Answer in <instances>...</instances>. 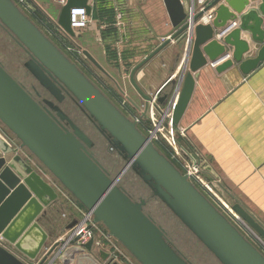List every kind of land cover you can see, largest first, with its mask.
I'll use <instances>...</instances> for the list:
<instances>
[{
    "label": "water",
    "instance_id": "obj_1",
    "mask_svg": "<svg viewBox=\"0 0 264 264\" xmlns=\"http://www.w3.org/2000/svg\"><path fill=\"white\" fill-rule=\"evenodd\" d=\"M250 1L213 0L197 10L194 2L187 13L180 0H164L173 30L169 36L132 70L130 81L143 97L133 79L134 72L171 40H185L191 53L190 71L183 79L174 104L172 121L177 124L194 89L193 73L233 47L231 58L215 67L222 71L232 62L247 74L264 60L262 19L251 10L240 17L237 28L221 41L215 31L227 21L237 19ZM218 4L211 23L196 24L208 10ZM85 7L88 0H66L57 15L56 24L69 37L70 9ZM260 12L264 14V0ZM0 27L24 52L22 67L43 90L33 86L37 100L28 88L14 78L0 62V122L20 141L60 184L102 223L140 264H191L166 237L165 229L144 211L146 200L134 199L117 178L131 169L220 264H264V255L190 182L186 175L164 155L80 69L30 19L13 0H0ZM216 29V30H215ZM242 30L262 44L256 57L243 59L248 43L240 39ZM194 34V37H193ZM94 66L102 67L83 50ZM175 89L157 99L162 103L176 96ZM68 97L86 114L109 146L125 161L117 178L89 151L94 142L60 108ZM56 102V103H55ZM55 114H53L50 109ZM66 120L70 129L58 119ZM10 147L0 138V235L30 259H34L49 234L40 221L57 199L54 189L19 155L9 157ZM209 170V167H205ZM29 209H32L29 211ZM232 209L264 240V226L238 202ZM74 225L72 222L67 229ZM78 236L55 242L37 264H102L109 254L92 252L94 238L77 245ZM0 264H26L0 246Z\"/></svg>",
    "mask_w": 264,
    "mask_h": 264
},
{
    "label": "crops",
    "instance_id": "obj_2",
    "mask_svg": "<svg viewBox=\"0 0 264 264\" xmlns=\"http://www.w3.org/2000/svg\"><path fill=\"white\" fill-rule=\"evenodd\" d=\"M180 1L187 13L195 2ZM260 4L261 0L250 1L237 19L240 21L243 14L254 10L262 19L261 29L264 30ZM88 5L90 23L79 31V48L82 53L88 51L102 67L100 70L95 66L102 77L112 81L117 95H126L132 108L144 107L145 101L132 85L130 75L173 30L164 0H88ZM217 8L218 4L194 26L211 23ZM57 13L58 10L56 16ZM240 39L249 46L243 59L256 57L262 44L252 40L248 30L241 31ZM225 47L232 53V46ZM186 48L185 40H171L133 75L136 84L149 97L162 98L178 86L173 101L172 94L159 103L169 109L171 115L183 79L190 71L191 53L188 54ZM86 60L91 63L87 57ZM193 77L194 89L187 107L178 123H173L177 141L186 146L180 148L202 158L205 167H209L206 175L218 179L229 197L264 226V60L247 74L233 61L222 71L206 64L195 71ZM50 208L40 221L49 237L34 259L1 235L0 246L26 264H37L55 242L67 236L65 231L72 223L62 216L63 213L71 215L67 211L71 206L59 202ZM58 208L63 211L57 216Z\"/></svg>",
    "mask_w": 264,
    "mask_h": 264
},
{
    "label": "rangeland",
    "instance_id": "obj_3",
    "mask_svg": "<svg viewBox=\"0 0 264 264\" xmlns=\"http://www.w3.org/2000/svg\"><path fill=\"white\" fill-rule=\"evenodd\" d=\"M22 12L42 30V32L75 64L79 69L131 120L138 118L137 124L139 130L146 135L147 132L143 126L149 128L151 125L145 120L144 107L132 108V104L126 97L116 93L112 81L105 79L99 73L97 68L86 60L78 44L79 31H74V36L69 37L62 34L57 28L56 12L61 7L57 0H13ZM24 52L14 42V40L0 27V62L6 70L17 80L28 79V74L22 67L24 61ZM88 62V64L86 63ZM114 88V89H113ZM65 111L77 122L80 127L90 136L94 142V153L100 160V163L106 168L112 178H117L119 173L125 167V161L113 150L107 141L94 128L92 123L83 114V112L72 102L66 101L63 104ZM176 136V132H175ZM0 138L11 149L8 155H19L36 173H38L45 182H47L57 194L56 203L67 204L72 207L67 211L71 212L70 219L83 218L87 210L60 184V182L34 157L25 147L21 146L20 141L0 122ZM177 140V138H176ZM179 147L184 146L176 141ZM154 146L159 149L177 168V164L170 157L171 149L167 147L165 140L155 142ZM169 151V152H168ZM116 184L123 187L136 200L142 198L146 200L144 211L151 215L156 223L163 227L173 239L175 246L194 264H220L216 258L190 233V231L174 216V214L157 198L152 196L148 186L131 171L127 169L118 178ZM222 194L230 204L236 203L230 198L228 193L223 190ZM68 207V206H67ZM55 208V207H54ZM62 208V207H61ZM58 208V214L62 209ZM51 208H47L46 212ZM66 219V218H65ZM87 224L91 225L94 237L92 252L98 255L100 251L109 254V257L102 261V264H140L132 254L113 236H110L107 228L102 223L87 219ZM233 223L255 247L264 255V247L248 237L245 233L248 231L239 221ZM61 227V226H60ZM243 227V228H240ZM62 228L60 230L62 232ZM68 235V231H65ZM249 234V233H248ZM250 235V234H249Z\"/></svg>",
    "mask_w": 264,
    "mask_h": 264
},
{
    "label": "built area",
    "instance_id": "obj_4",
    "mask_svg": "<svg viewBox=\"0 0 264 264\" xmlns=\"http://www.w3.org/2000/svg\"><path fill=\"white\" fill-rule=\"evenodd\" d=\"M57 1L59 2V5L61 7L66 3V0ZM211 1L213 0H195L194 5L196 6L197 10H201ZM61 7H59L58 9V13ZM89 23L90 17L85 7H72L70 9V25L75 32L84 30L86 27H88ZM239 23L240 22L238 19H231L227 21L224 26L217 29L215 38L221 41L229 32L237 28L239 26ZM59 30L62 34H65L60 28ZM229 58H231V52L226 51V53H223L217 59L210 61L208 64L209 66L215 68L217 65L221 64ZM150 98L151 99L148 104L146 105L145 103L144 106V116L146 118L145 120L151 125L149 128L147 127V125L143 126L145 128L144 130L147 132L145 136H147V138L153 144L155 142L161 141V139L163 138L166 142L167 147L171 149L170 152L168 151L170 157L173 158L180 172L186 175L188 181H190L232 224L235 222L234 220L239 221V223L244 226V229H246L250 235L247 232L245 234L248 237L254 238L256 242L264 247V240L237 215V213L232 209L233 204H230L225 200L222 194L224 187L221 185L219 180L208 177V175H206L204 160L197 155L185 152L179 147L176 142L177 140L175 136V130L173 128V121L170 110L163 108L160 104H158L157 95H153ZM132 121H134L136 125L140 123L138 118H134V120L132 119ZM62 216L67 219L69 218V220L72 222L75 220L74 225L70 229H67L69 233L64 239H67L69 237L74 238L78 236L76 244L83 245L87 243L91 238H94L91 225L87 224L86 221L91 217L93 220V216L88 211L83 218H80L78 220L74 218L71 220L70 215H67L65 213H63ZM243 236L248 240V238L244 234Z\"/></svg>",
    "mask_w": 264,
    "mask_h": 264
},
{
    "label": "flooded vegetation",
    "instance_id": "obj_5",
    "mask_svg": "<svg viewBox=\"0 0 264 264\" xmlns=\"http://www.w3.org/2000/svg\"><path fill=\"white\" fill-rule=\"evenodd\" d=\"M28 74V73H27ZM28 79H20V82L22 84H24L28 90L33 94V96L37 99V100H42V98H44L45 95H43L42 97H38L36 96L35 94V90L33 89V86H35L40 93H44L42 89H40V87L34 82V80L32 79V77L28 74ZM66 101H69V102H72L73 104H75L77 107L78 105L72 100V99H69L68 97H66L64 99L63 102H61L59 104L60 108L62 109V111L76 124L80 127V125L74 121V119L69 115V113L67 111H65V109L63 108V104L66 102ZM56 103V102H55ZM48 109H50L48 106H47ZM79 108V107H78ZM80 109V108H79ZM81 110V109H80ZM50 111L55 114V112L52 111V109H50ZM82 111V110H81ZM83 114L86 116V114L83 112ZM87 117V116H86ZM88 118V117H87ZM58 121L65 127L69 128L70 129V126H69V123L66 121V120H62V119H59L57 118ZM88 120L90 121V119L88 118ZM91 122V121H90ZM92 123V122H91ZM92 125L94 126V124L92 123ZM81 128V127H80ZM94 128L96 129V127L94 126ZM82 129V128H81ZM83 130V129H82ZM97 130V129H96ZM84 131V130H83ZM98 131V130H97ZM85 132V131H84ZM99 132V131H98ZM86 133V132H85ZM100 133V132H99ZM87 134V133H86ZM88 135V134H87ZM100 135L105 139V137L100 133ZM89 136V135H88ZM90 137V136H89ZM106 140V139H105ZM94 144H93V147H91L89 149V151L92 153V155L94 156V158L100 163V160L96 157L95 153H94ZM101 164V163H100ZM102 165V164H101ZM103 166V165H102ZM104 167V166H103ZM105 168V167H104ZM106 169V168H105Z\"/></svg>",
    "mask_w": 264,
    "mask_h": 264
},
{
    "label": "trees",
    "instance_id": "obj_6",
    "mask_svg": "<svg viewBox=\"0 0 264 264\" xmlns=\"http://www.w3.org/2000/svg\"><path fill=\"white\" fill-rule=\"evenodd\" d=\"M157 148V147H156ZM158 149V148H157ZM159 150V149H158ZM162 152V151H161ZM163 154V153H162ZM126 192L128 193V191L126 190ZM129 194V193H128ZM165 234H166V237L167 239L169 240L170 243H172L174 246V242H173V239L171 238V236L167 233V231H165ZM200 243V242H199ZM201 244V243H200ZM175 248L191 263V264H194L190 259L189 257L185 256L176 246Z\"/></svg>",
    "mask_w": 264,
    "mask_h": 264
},
{
    "label": "bare ground",
    "instance_id": "obj_7",
    "mask_svg": "<svg viewBox=\"0 0 264 264\" xmlns=\"http://www.w3.org/2000/svg\"><path fill=\"white\" fill-rule=\"evenodd\" d=\"M32 209H29V211H31Z\"/></svg>",
    "mask_w": 264,
    "mask_h": 264
}]
</instances>
